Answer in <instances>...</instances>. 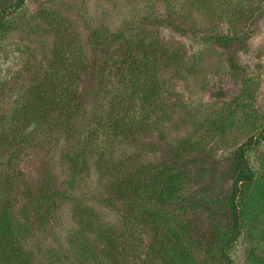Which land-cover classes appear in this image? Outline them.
<instances>
[{
  "label": "rangeland",
  "instance_id": "1",
  "mask_svg": "<svg viewBox=\"0 0 264 264\" xmlns=\"http://www.w3.org/2000/svg\"><path fill=\"white\" fill-rule=\"evenodd\" d=\"M14 3L0 0L10 264H224L231 154L264 125V0ZM245 32L242 48L218 40ZM89 135L100 149L81 153ZM247 217L227 253L264 264V213Z\"/></svg>",
  "mask_w": 264,
  "mask_h": 264
},
{
  "label": "trees",
  "instance_id": "2",
  "mask_svg": "<svg viewBox=\"0 0 264 264\" xmlns=\"http://www.w3.org/2000/svg\"><path fill=\"white\" fill-rule=\"evenodd\" d=\"M23 4L24 0H18V3L9 5V15L18 13ZM6 23V29H10V27L12 28L13 22L11 20H7ZM217 35L220 42L226 44L236 42V48H242L247 45L249 40V35L246 32L240 38L229 33H220ZM60 60L61 59H58V61ZM234 67L237 66L234 64ZM61 109L67 111L68 104H61ZM253 134L254 135H252L248 141L235 148L231 154L229 172L232 176V182L228 190V196L221 199L224 204L220 208L227 210L232 224L231 228L219 231L218 233V236L224 240L221 247V256L223 257L224 264H234V260L227 253V248L232 247L234 244L235 233L240 234L243 231L242 225L248 219L247 216L249 214H254L259 217L263 216L264 213V153L261 154L263 157L257 166L252 165L248 158V153L250 151H253L254 149L257 150L263 145L261 140H264V125L262 128L258 130L256 129ZM3 139H5V136L1 135L0 141ZM94 142H96V136L89 135L84 137L80 144L81 153H85L89 146L95 149H100V147H97L98 145L94 144ZM3 182L4 180L0 176V264H10L12 262L9 258L10 254H12L15 246H17V249H19V247L16 236L14 239H9V236H14V228L9 222V203L7 201V190L5 189ZM112 186L114 191H121L120 186L122 189L126 188V184L117 182V177L114 175ZM247 196L248 198H246ZM160 197L163 199V196ZM250 256H252V253ZM184 258L186 263V259H189L190 257L186 254V256L184 255ZM253 260L254 263H259V261L255 259Z\"/></svg>",
  "mask_w": 264,
  "mask_h": 264
}]
</instances>
